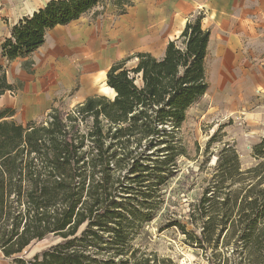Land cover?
<instances>
[{
	"label": "trees",
	"instance_id": "trees-1",
	"mask_svg": "<svg viewBox=\"0 0 264 264\" xmlns=\"http://www.w3.org/2000/svg\"><path fill=\"white\" fill-rule=\"evenodd\" d=\"M110 3L125 15L131 0H52L16 24L0 46L7 63L25 60L48 31ZM202 14L190 19L162 57L137 52L106 74L113 98L91 96L70 111L53 107L26 124L15 109L0 111V264H177L143 243L147 226L162 218L170 183L191 190L195 169L183 137L188 112L210 90L211 31ZM0 64V100L14 92ZM216 157L203 192L184 215L166 217L159 231L177 230L207 264H264V138L245 169L230 144ZM200 156V147H197ZM207 157V158H206ZM198 174V172H197ZM51 246L28 258L33 245ZM5 263H2V262Z\"/></svg>",
	"mask_w": 264,
	"mask_h": 264
},
{
	"label": "rangeland",
	"instance_id": "rangeland-1",
	"mask_svg": "<svg viewBox=\"0 0 264 264\" xmlns=\"http://www.w3.org/2000/svg\"><path fill=\"white\" fill-rule=\"evenodd\" d=\"M131 2L133 6L125 15H119L114 9L111 12V6L108 11L107 3L101 5L103 8L100 7L98 14L103 16L96 25L101 30V47L97 49V45L96 52H89L91 41L87 40L79 52L69 47L60 54L54 52L56 60L45 63L38 58L31 73L23 69L24 61L7 63L0 59L9 83L16 88L2 97L0 111L15 109L13 119L26 124L43 119L53 107L70 111L91 96L113 98L106 74L114 63L136 53H130L127 46L140 43L141 52L158 57L165 44L179 37L180 26L186 19L202 14L203 26L212 34L207 59L211 87L204 99L188 112L182 132L191 158L184 161V172L195 169L190 181L192 190L183 196L181 181L170 183L163 216L146 227L143 243L177 264H207L201 253L183 243L184 237L177 230L160 232L159 227L166 217L180 218L188 205L201 196L204 179L216 163V157L210 156L208 168L202 166L205 146L215 133L219 131V141L213 144L212 153L230 144L237 149L245 169L255 162L252 147L264 138V15L259 11L257 0ZM135 26L142 35L135 36ZM144 33L149 36L144 38ZM198 146L200 156L196 151ZM53 242L48 239L36 243L25 254L30 258Z\"/></svg>",
	"mask_w": 264,
	"mask_h": 264
},
{
	"label": "crops",
	"instance_id": "crops-1",
	"mask_svg": "<svg viewBox=\"0 0 264 264\" xmlns=\"http://www.w3.org/2000/svg\"><path fill=\"white\" fill-rule=\"evenodd\" d=\"M50 1L52 0H0V46L5 41V39L10 36L11 30L16 24H18L22 19L30 17L38 10L44 8ZM257 3L260 5L261 10L259 11H261V14L264 15V0H257ZM110 6L111 4L108 2L106 4L108 11H110ZM100 7L103 8V6L100 5L94 8L93 10H91L90 12L82 15L80 19L72 22L67 26H58L48 31L46 35L45 44L31 56V59L34 62H37L39 58L40 60H42L41 62H45V63L52 60H56L58 58L56 53L60 54L64 50H66L65 48H69V47H70L69 49H73L72 50L73 52H79L80 50H82L81 46L86 44L87 40L91 41L90 42L91 47L88 48L89 52L91 53L96 52L97 45H98L97 49L101 47L100 39H99V37L101 36V30L97 29L96 27L97 23L99 22V19L103 16L101 14L100 15L98 14ZM111 8H112L111 12H113L114 10L116 11L114 7L111 6ZM96 14H98L97 17L95 16ZM136 14L137 13H134V17L137 16ZM191 16L192 15H190V17ZM188 21L189 20L186 19L185 23L181 24L179 31L180 33L183 31ZM146 36L148 37L149 35L148 34L145 35L144 33V38ZM211 42H212V36H211ZM211 42H210V47H211ZM262 42L264 45V33L262 34ZM168 43L165 44L162 52L158 57H162L164 55ZM140 45L141 44L138 43L127 47L130 48V53H134V52L137 53V52H141V50L139 49ZM21 61H25V60H21ZM93 69H96L95 66H93Z\"/></svg>",
	"mask_w": 264,
	"mask_h": 264
},
{
	"label": "bare ground",
	"instance_id": "bare-ground-1",
	"mask_svg": "<svg viewBox=\"0 0 264 264\" xmlns=\"http://www.w3.org/2000/svg\"><path fill=\"white\" fill-rule=\"evenodd\" d=\"M130 27H131V26H130ZM135 27H137V31H136L137 34H136L135 36H137V35H142L143 32H139V31H138V28H139V27H138V26H135ZM133 28H134V27H133ZM126 29H127V28H126ZM162 32H163V31H162ZM126 45H128V44H126ZM126 45L124 44V46H126ZM108 52H109V51H108ZM105 53H106V51H105ZM101 56H102V55H101ZM105 58H106V57H105ZM107 58H108V57H107ZM107 58H106V59H107ZM101 60H102V59H101Z\"/></svg>",
	"mask_w": 264,
	"mask_h": 264
}]
</instances>
